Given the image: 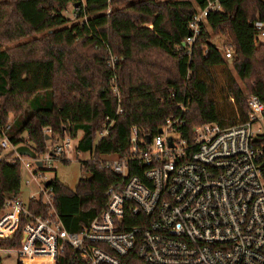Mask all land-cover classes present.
Masks as SVG:
<instances>
[{
	"label": "trees",
	"instance_id": "trees-1",
	"mask_svg": "<svg viewBox=\"0 0 264 264\" xmlns=\"http://www.w3.org/2000/svg\"><path fill=\"white\" fill-rule=\"evenodd\" d=\"M211 1L221 8L208 14L189 45L191 22L208 0H0V127L13 144L30 145L39 156L67 136L78 139L79 151L92 153L81 162L75 190L50 180L68 232L82 231L106 208L109 188L121 179L106 161L130 154L133 127L144 140L182 115L179 130L190 138L198 125L246 121L247 95L264 98V42L254 27L264 18V0ZM71 4L72 24L65 15ZM214 34L232 46L230 59ZM111 55L118 58L115 67ZM106 128L108 136L97 141ZM129 165L132 175L142 174L144 167ZM22 184L20 164L0 162V215L6 198L21 196ZM27 208L33 215L48 212L42 195ZM28 220L20 217L0 248L20 249ZM78 257L67 246L58 264ZM128 264L141 263L131 254Z\"/></svg>",
	"mask_w": 264,
	"mask_h": 264
},
{
	"label": "built area",
	"instance_id": "built-area-1",
	"mask_svg": "<svg viewBox=\"0 0 264 264\" xmlns=\"http://www.w3.org/2000/svg\"><path fill=\"white\" fill-rule=\"evenodd\" d=\"M220 8L218 1L208 0L198 10L186 44L195 42L208 14ZM254 27L261 41L264 18L257 19ZM223 51L227 59L232 57L231 45ZM111 59L115 67L118 58ZM114 91L119 96L117 86ZM247 102L246 121L227 127L198 125L190 138L179 130L185 125L182 115L171 116L163 133L150 142L133 127L130 154L106 161L120 181L109 188L103 212L80 232L64 228L55 209L54 190L45 182L39 186L46 214H31L20 197L6 198L0 238L14 234L20 217L29 220L21 248H0V255L17 254L22 264L36 258H42L39 264L48 260L58 264L69 246L79 252L70 264H128L131 254L141 264H264V98L248 94ZM44 132L50 136L52 129ZM108 134L106 128L100 138ZM21 145L27 144H13L0 127V162L19 163L26 184L39 181L44 176L41 169H50L55 161L68 160L77 151L69 136L35 159L20 155ZM130 163L133 170L144 167L142 174L132 175ZM130 220L137 224L127 229Z\"/></svg>",
	"mask_w": 264,
	"mask_h": 264
},
{
	"label": "rangeland",
	"instance_id": "rangeland-1",
	"mask_svg": "<svg viewBox=\"0 0 264 264\" xmlns=\"http://www.w3.org/2000/svg\"><path fill=\"white\" fill-rule=\"evenodd\" d=\"M78 5H75L77 7ZM110 8L108 10V13H110ZM65 15L72 19L70 24L74 23L76 18L74 17V5L71 4L69 5L68 9L65 11ZM214 42L221 48H224L228 45L229 43H226L225 38L220 35H215L214 34ZM262 42H264V39H261ZM112 57L115 56H110V60L112 62ZM231 69L234 72V69L231 67ZM248 96V95H247ZM177 137V135H176ZM72 159L68 164H64V162L61 161H55L53 164V167L50 169H46L43 173V177H39V181H33L32 184L29 186L25 185L24 183L22 184V192L21 196L25 201L30 200V196L33 193L37 194V197L40 195L37 193L39 192V183H44L46 180H51L55 177H57L61 182H63L66 186H68L70 189L75 190L76 187L78 186L79 180L83 175V171L81 169V163L80 161L89 159V154L84 153L82 155L77 154H72ZM18 255L17 254H12V255H7V254H1V258L3 260V264H18Z\"/></svg>",
	"mask_w": 264,
	"mask_h": 264
},
{
	"label": "water",
	"instance_id": "water-1",
	"mask_svg": "<svg viewBox=\"0 0 264 264\" xmlns=\"http://www.w3.org/2000/svg\"><path fill=\"white\" fill-rule=\"evenodd\" d=\"M159 133H163V129L161 128L159 130ZM49 139V137H47ZM147 141L150 142L151 141V136H147ZM172 145V143H171ZM17 152L20 154V155H25V156H28V157H31V158H37V153L35 152V150L33 148H31L30 146L28 145H21L17 148ZM36 164L37 166L39 167H42L43 166V163L41 161H36ZM51 184V181H47L45 183L46 186H49Z\"/></svg>",
	"mask_w": 264,
	"mask_h": 264
},
{
	"label": "crops",
	"instance_id": "crops-1",
	"mask_svg": "<svg viewBox=\"0 0 264 264\" xmlns=\"http://www.w3.org/2000/svg\"><path fill=\"white\" fill-rule=\"evenodd\" d=\"M102 138H100V136H99V138L97 139V141H100ZM75 140V144H76V147H78V139H74ZM96 141V142H97ZM28 146H30V145H28ZM31 147V146H30ZM32 148V147H31ZM79 154V155H82V154H84L83 152H81V151H79L78 149H77V151L76 152H74L73 154ZM90 156H89V159H86V160H90L91 158H92V153H90V152H87ZM25 156V155H24ZM28 157V156H27ZM31 158V157H30ZM112 158H114V157H112ZM34 159V158H33ZM71 159H72V156H70L69 158H68V161H71ZM109 159H111V158H109ZM86 160H82V161H80V163L81 162H84V161H86ZM58 161V160H57ZM60 161V160H59ZM22 169V168H21ZM47 181H49V180H46L45 181V183L47 182ZM22 183H24L23 182V175H22ZM33 182H31L30 184H32ZM25 185H27V186H29L30 184H26V183H24ZM38 187H39V190H40V186L38 185ZM37 193L38 194H40V191L38 192L37 191ZM32 196H36L37 197V194L36 193H33L31 196H30V200L29 201H25L24 199H23V197L22 196H20V198L23 200V202H24V204H26V206L28 207V203L32 200L31 199V197ZM43 197V196H42ZM40 198V195L37 197V199H35V200H38ZM43 202H44V198H43ZM44 204H45V202H44ZM63 224V223H62ZM12 255V254H11ZM0 257H1V255H0ZM37 259V258H36ZM41 259V262L40 263H42L43 262V260H42V258H40ZM18 260H19V257H18ZM20 262V261H19Z\"/></svg>",
	"mask_w": 264,
	"mask_h": 264
},
{
	"label": "bare ground",
	"instance_id": "bare-ground-1",
	"mask_svg": "<svg viewBox=\"0 0 264 264\" xmlns=\"http://www.w3.org/2000/svg\"><path fill=\"white\" fill-rule=\"evenodd\" d=\"M32 261H38V260H41L40 258H37V259H30Z\"/></svg>",
	"mask_w": 264,
	"mask_h": 264
}]
</instances>
